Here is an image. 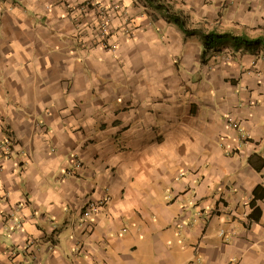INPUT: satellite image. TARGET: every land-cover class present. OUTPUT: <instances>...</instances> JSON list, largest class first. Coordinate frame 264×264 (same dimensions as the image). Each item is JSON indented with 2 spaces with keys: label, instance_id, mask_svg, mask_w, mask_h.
<instances>
[{
  "label": "crops",
  "instance_id": "0c3cea01",
  "mask_svg": "<svg viewBox=\"0 0 264 264\" xmlns=\"http://www.w3.org/2000/svg\"><path fill=\"white\" fill-rule=\"evenodd\" d=\"M168 1L189 29L264 39V0ZM6 2L0 141L16 145L0 158V264H264V197L248 217L264 186L262 46L224 42L203 61L199 35L123 0L132 38L112 12L106 50L95 11ZM88 201L102 206L87 226Z\"/></svg>",
  "mask_w": 264,
  "mask_h": 264
},
{
  "label": "built area",
  "instance_id": "2783aa9c",
  "mask_svg": "<svg viewBox=\"0 0 264 264\" xmlns=\"http://www.w3.org/2000/svg\"><path fill=\"white\" fill-rule=\"evenodd\" d=\"M61 3H63V6L68 9L70 13H73L75 10L80 12L95 11L98 21L95 25L93 38L106 50H111L114 47L108 42L112 30L109 16L112 12L117 13L123 20L122 33L124 38H132L133 26L131 21H128V15H126L127 12L124 9L123 0H61ZM11 7V4L6 2V0H0V12L3 10L8 11ZM227 124L233 130H238L239 123L237 121L227 118ZM40 127L43 128V126ZM15 145L16 143L12 133L9 130L4 131V137L0 141V158L10 157ZM81 169H83L82 162L74 156L71 160L70 168L67 169L66 173L68 172L71 176H74ZM101 206V202L94 203L88 201L82 207L80 216L87 223V226L90 224L91 218L97 215ZM15 228H21L19 222L15 224Z\"/></svg>",
  "mask_w": 264,
  "mask_h": 264
},
{
  "label": "trees",
  "instance_id": "16d2710c",
  "mask_svg": "<svg viewBox=\"0 0 264 264\" xmlns=\"http://www.w3.org/2000/svg\"><path fill=\"white\" fill-rule=\"evenodd\" d=\"M150 5H153L155 9L163 12L166 19L176 25L186 36L199 35L202 39V53L201 56L204 58L206 52L210 50H215L216 46L221 45L224 42H234L244 45L247 49L256 46H262L264 49V39L263 38H252L242 36H234L226 33H216L214 31L203 32L197 29H189L186 25L184 18L177 12L170 11L168 6L158 3L157 0H145ZM252 197L249 201V207L251 212L248 217L254 221L258 220L260 216V210L256 206V200L262 199L264 197V186L257 185L252 190ZM256 213V214H255Z\"/></svg>",
  "mask_w": 264,
  "mask_h": 264
},
{
  "label": "rangeland",
  "instance_id": "374dc122",
  "mask_svg": "<svg viewBox=\"0 0 264 264\" xmlns=\"http://www.w3.org/2000/svg\"><path fill=\"white\" fill-rule=\"evenodd\" d=\"M157 1H158V3L160 2L161 4H163V5H165V6H168L169 9H170V11H172V12H177V11L174 10V8H171V7H170V6H171V3H170L168 0H157ZM131 3H132V6H134L135 8H137V9H138L139 11H141L144 15H146V16H150V18L155 17L156 14H158V13H161V11L155 9L153 5H150V4L147 3L145 0H131ZM177 13H179V14L184 18V20H185V22H186V25L188 26V22H187V20L185 19V17H184L180 12H177ZM111 14H112V13H111ZM126 15H128V14H126ZM116 17L119 18L117 14H116ZM128 21H129V22L131 21L132 25L134 24L133 21H132V17L130 18L129 15H128ZM134 27H135V26L133 25V28H134ZM188 27H189V26H188ZM124 39H125V38H124ZM219 51H221V50H219ZM210 52L213 53L214 50H213V51L211 50ZM208 57H209V56H208ZM202 60L204 61L203 58H202Z\"/></svg>",
  "mask_w": 264,
  "mask_h": 264
}]
</instances>
